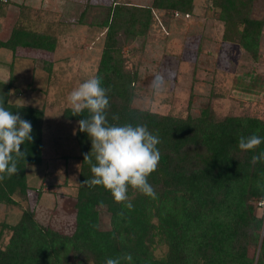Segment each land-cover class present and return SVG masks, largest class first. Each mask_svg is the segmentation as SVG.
<instances>
[{"label": "trees", "instance_id": "16d2710c", "mask_svg": "<svg viewBox=\"0 0 264 264\" xmlns=\"http://www.w3.org/2000/svg\"><path fill=\"white\" fill-rule=\"evenodd\" d=\"M253 2L210 0L214 18L223 23V39L239 46L244 59L258 61L264 17L254 15ZM193 3L151 0L137 5L111 0L104 6L87 5L79 18L85 25L104 28V50H112L102 55L95 73L102 77L103 87L110 89L109 123L143 124L160 139L161 159L148 177L156 198L129 187L133 204L129 210L102 186L84 185L92 178L90 165L84 162V155L91 152V139L77 125L80 170L74 231L68 234L40 224L27 206L17 223L0 224V264H105L107 258L127 253L132 255L130 264H264V232L254 258L259 231L264 228L263 216L254 210V202L264 199V160L251 162L264 152V143L253 151L238 147L242 136L264 138V119L249 110L220 116L210 105L196 115L178 117L140 109L131 102L134 76L125 68L123 44L140 41V51L155 10L163 12L164 18L169 13L189 16ZM98 7L103 9L96 17ZM18 46L53 51L55 42L48 35L14 27L6 40L0 39V49L13 53ZM9 95L10 82L0 81L5 107L31 122L33 141L21 145L27 155L18 162V174L0 182L4 202L15 193L26 194L25 168L43 160L42 111L10 103ZM114 114L119 120L112 119ZM88 116L86 110L81 116L73 115L70 107L63 111L68 120ZM101 211L109 216L108 228H102ZM4 230L11 233L6 242ZM159 246L164 248L156 253Z\"/></svg>", "mask_w": 264, "mask_h": 264}, {"label": "rangeland", "instance_id": "374dc122", "mask_svg": "<svg viewBox=\"0 0 264 264\" xmlns=\"http://www.w3.org/2000/svg\"><path fill=\"white\" fill-rule=\"evenodd\" d=\"M119 1L137 5L151 2ZM110 2L2 0L0 39L6 40L14 27L23 28L52 37L55 47L51 51L18 46L13 53L0 49V81L10 82L8 101L43 113V160L26 166L25 195L15 193L8 202L0 200V224L17 223L28 206L44 226L68 234L75 229L78 121L63 118V111L70 107L68 94L95 76L102 55L112 53L104 50L105 29L85 25L79 18L87 5ZM193 4L189 16L169 13L164 18L163 12L155 10L140 51V41L123 44L120 53L125 68L134 76L132 105L178 117L196 115L210 105L220 116L249 110L264 119V29L259 60L244 59L239 46L223 39V23L214 18L210 0H194ZM102 9H95L94 16L99 17ZM253 11L264 17V0H254ZM257 201L255 214L264 218V209ZM101 212L102 228H108L109 216ZM259 232L255 259L264 228ZM10 234L4 230L5 242ZM163 248L159 246L155 252Z\"/></svg>", "mask_w": 264, "mask_h": 264}, {"label": "clouds", "instance_id": "9594fccd", "mask_svg": "<svg viewBox=\"0 0 264 264\" xmlns=\"http://www.w3.org/2000/svg\"><path fill=\"white\" fill-rule=\"evenodd\" d=\"M109 91L103 87L102 77L95 75L74 88L68 94L67 102L73 115L81 116L85 110L89 113L87 118L78 121L79 130L91 139V152L84 155V162L90 165L92 178L83 184L102 186L111 193L115 202L131 210L129 187L156 198L148 177L157 170L161 159L157 147L160 139L143 124H110L107 118ZM112 119L119 120V116L114 114ZM32 131L31 122L23 119L19 112L14 114L5 107V98L0 97V182L18 174V162L25 160L27 155V150L21 151V145L33 141ZM262 143L264 138L253 134L240 137L238 147L242 151H253ZM262 160L264 152L254 155L251 162L255 164ZM122 261L130 264L132 255L127 253L107 258L105 264H122Z\"/></svg>", "mask_w": 264, "mask_h": 264}, {"label": "built area", "instance_id": "2783aa9c", "mask_svg": "<svg viewBox=\"0 0 264 264\" xmlns=\"http://www.w3.org/2000/svg\"><path fill=\"white\" fill-rule=\"evenodd\" d=\"M257 205L260 207V208H263L264 209V199H260L257 201Z\"/></svg>", "mask_w": 264, "mask_h": 264}]
</instances>
